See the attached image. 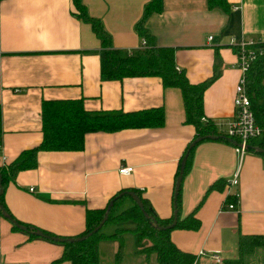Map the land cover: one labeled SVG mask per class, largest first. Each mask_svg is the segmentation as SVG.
I'll return each instance as SVG.
<instances>
[{"label": "crops", "instance_id": "crops-1", "mask_svg": "<svg viewBox=\"0 0 264 264\" xmlns=\"http://www.w3.org/2000/svg\"><path fill=\"white\" fill-rule=\"evenodd\" d=\"M147 1L81 0L101 21L110 45L121 50L138 46L135 22ZM227 2L223 10L208 7L206 0H161L160 10L143 20L155 45L174 47V65L188 81L203 80L215 69L216 76L202 93L203 115L212 122L233 114L239 69L229 37L264 41V0ZM102 48L90 24L76 16L71 0H0V153L6 162L40 141L43 99L81 98L87 110L161 105L164 111L160 126L89 131L79 150H38L35 166L18 170L7 181L3 199L8 212L57 236L79 233L86 209L103 207L120 189H138L159 217L171 215L175 171L186 144L195 137L193 125L184 121L178 87L162 86L157 75L103 78ZM259 140L251 139L248 147ZM232 145L206 138L192 146L180 180L179 217L195 207L199 224L195 229L171 228L169 237L194 256L203 248L218 251L223 259L239 257L242 264H264V242L241 255L237 248L239 233L264 236V155L251 147L238 158ZM119 164L132 165V172L119 173ZM235 170L237 182L231 191L236 198L224 186L206 191ZM225 197L236 202L235 211L218 209ZM121 224L130 227L133 221ZM120 237L119 264H146L135 248L124 251V240L133 245L136 234L123 229ZM117 247L118 240H99L101 259L114 264ZM61 251L60 241L13 229L0 213V264H69L67 259L55 260ZM192 264L215 263L203 254Z\"/></svg>", "mask_w": 264, "mask_h": 264}, {"label": "trees", "instance_id": "trees-1", "mask_svg": "<svg viewBox=\"0 0 264 264\" xmlns=\"http://www.w3.org/2000/svg\"><path fill=\"white\" fill-rule=\"evenodd\" d=\"M71 2L77 10L76 16L90 24L103 47L100 55V73L103 78L119 79L129 75H157L160 77L162 86L179 88L184 110V121L193 125L195 136L214 134L217 135L216 139L233 143L232 138L231 140L227 139L228 135L220 132L214 123L203 115L202 93L207 84L216 76L215 69H213L211 75L203 80L198 82L188 81L184 71L177 69L174 65V47L155 45L150 38V34L143 26V20L147 14L160 10L161 0H148L143 5L142 14L135 22V29L139 36L145 38L147 45L141 50H135L132 54H126L124 49L121 50L110 45L109 34L103 28L101 21L87 12L81 0H71ZM206 2L208 7L228 9L227 0H206ZM260 46L263 48V53L253 59L246 70L245 90L250 100V107L255 122L262 128L257 145L264 148V41L260 42ZM201 116H204L205 120H201ZM40 117V141L31 147L20 150L13 160L0 165V204L8 213V219L13 229L18 228L13 221L23 223V225L30 228H37L18 221L8 212L3 199V191L7 181L12 179L18 170L35 166L38 150H79L83 147L84 134L89 131H115L127 127L160 126L163 124L164 111L161 105L129 111L117 109L87 110L83 107L81 98H59L43 99L41 101ZM187 146L188 143L183 153L186 151ZM192 146L187 152L182 175L188 168ZM251 147L254 148L253 146ZM251 147L248 148L251 149ZM251 150L264 155V153L255 149ZM178 170L179 163L175 176ZM224 182L225 180L223 179L213 181L206 188V191L212 188L221 189L224 186ZM179 188L180 183L176 191L173 188L171 195L172 211L173 209L177 211V218L173 226L169 228L157 227V225L163 226L169 223L172 213L168 217H159L138 189L133 188L132 190L138 194L142 209L137 206L128 194L117 195L118 192L127 190L120 189L108 198V200L112 199V203L108 209L107 218L100 228L83 239L62 241L61 254L55 260L67 259L69 264H101L98 242L101 239L108 238V234L102 231V227L110 221L124 222L132 220L133 225L124 229L132 230L138 239L147 240L142 247L133 250L134 253L142 255L146 264L152 258H154L156 264H192L195 257L194 254L180 249L169 237L171 228L195 229L199 224L198 218L194 215L195 207L183 217H179ZM106 204L100 208L86 209L83 230L77 234L64 237L79 236L90 230L102 216ZM39 230L46 234L54 235L42 229ZM29 233L35 235L31 231ZM262 242H264V236L261 234L239 233L237 237L239 254L241 255L251 250L254 245ZM122 251L123 243L120 237L118 239V247L113 255L114 264L120 263ZM221 264H242V262L239 257L226 258L223 259Z\"/></svg>", "mask_w": 264, "mask_h": 264}, {"label": "built area", "instance_id": "built-area-1", "mask_svg": "<svg viewBox=\"0 0 264 264\" xmlns=\"http://www.w3.org/2000/svg\"><path fill=\"white\" fill-rule=\"evenodd\" d=\"M233 8H237V5H233ZM211 35L207 36L209 39ZM229 42L232 44L233 51L236 57V66L239 69V76L237 82L234 85V93L232 98L233 114L225 121L217 120L213 122L216 128L228 137L232 138L233 149L236 152L238 158L245 151H248V141L253 138H258L262 133V128L255 122L252 109L250 107V100L245 90V75L249 63L255 59L258 55L263 53V48L260 46V41L249 36H230ZM146 45L145 38L140 36L139 44L137 47L125 48L126 54H132L135 50H141ZM201 120H205L204 116L200 117ZM0 163L5 164L6 158L4 154L0 153ZM133 166L129 164H119L117 171L122 174H129L132 172ZM237 182V172L232 173V176L225 180L224 188L226 193H231L236 198V193L231 191V187ZM31 190L32 188L29 187ZM235 201H227L226 197L221 201L219 210H235ZM207 254L215 264H221L223 258L219 255L218 251L207 252L203 248H199L195 254L203 255ZM195 259V257H194Z\"/></svg>", "mask_w": 264, "mask_h": 264}, {"label": "water", "instance_id": "water-1", "mask_svg": "<svg viewBox=\"0 0 264 264\" xmlns=\"http://www.w3.org/2000/svg\"><path fill=\"white\" fill-rule=\"evenodd\" d=\"M216 137H217V135H214V134L197 135V136H195L193 139H191L189 141L186 151L183 153V155L180 158L179 170H178V172H177V174L175 176V181H174V191H176L177 188L179 187V183H180V180H181V176H182V171H183L185 159H186L187 152H188L189 148L193 144H195L197 141H199L201 139L216 138ZM227 139L231 140L230 137H227ZM232 142L234 143L235 141L232 140ZM253 147L254 148H252V149H255V150L259 151V152L264 153V148H262L261 146L256 145V146H253ZM123 193L128 194L135 201V203L137 204V206L142 209V203L140 201V198H139L138 194L135 191H133L132 189L122 190V191L118 192L117 195H121ZM111 203H112V199L108 200L102 216L100 217V219L98 220V222L90 230H88L87 232H85L82 235L75 236V237H64V236L49 235V234H46V233L42 232L41 230H39L37 228L27 227V226H25V225H23V224H21L19 222H16V221H13V223H14V225H16L20 229H25V230H27V232L31 231L33 234H35L37 236L49 238L51 240H56V241H60V242L65 241L67 239L68 240H80V239H83L85 236L92 234L98 228H100V226L103 224V222L107 218L108 209H109ZM0 213L3 216H5L7 219L9 218L8 217L9 216L8 213L4 210V208L2 207L1 204H0ZM176 218H177V211H176V209H173L171 221L169 223L163 225V226L157 225V227L158 228H169V227H171V226H173L175 224Z\"/></svg>", "mask_w": 264, "mask_h": 264}, {"label": "rangeland", "instance_id": "rangeland-1", "mask_svg": "<svg viewBox=\"0 0 264 264\" xmlns=\"http://www.w3.org/2000/svg\"><path fill=\"white\" fill-rule=\"evenodd\" d=\"M121 223L122 222L110 221L107 222L102 227V231L108 234L107 236L108 238H106L108 242L111 240L114 241L120 239L122 230L125 228V226L122 225ZM146 242H147L146 239H138L135 237L132 242L133 245H131L127 242V240H124V249H125L124 251L127 253H131V250L133 248L142 247ZM101 264H112V259L109 260L101 259ZM148 264H156L154 258H152Z\"/></svg>", "mask_w": 264, "mask_h": 264}, {"label": "bare ground", "instance_id": "bare-ground-1", "mask_svg": "<svg viewBox=\"0 0 264 264\" xmlns=\"http://www.w3.org/2000/svg\"><path fill=\"white\" fill-rule=\"evenodd\" d=\"M210 38H211V37H210ZM210 38H209V39H210ZM145 42H146V40H145ZM260 42H261V41H260ZM229 43H230V42H229ZM146 45H147V44H146ZM146 45H145V46H146ZM231 45H232V44H231ZM145 46H144L143 48H145ZM260 55H261V54H260ZM258 56H259V55H258ZM2 165H3V164H2ZM235 210H236V204H235ZM235 210H234V211H235Z\"/></svg>", "mask_w": 264, "mask_h": 264}]
</instances>
